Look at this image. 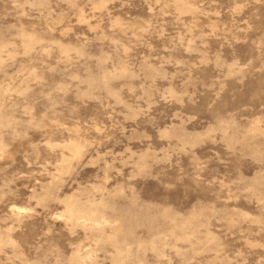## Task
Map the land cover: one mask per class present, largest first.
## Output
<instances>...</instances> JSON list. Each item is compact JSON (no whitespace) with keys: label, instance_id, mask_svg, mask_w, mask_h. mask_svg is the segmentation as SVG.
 <instances>
[{"label":"rangeland","instance_id":"obj_1","mask_svg":"<svg viewBox=\"0 0 264 264\" xmlns=\"http://www.w3.org/2000/svg\"><path fill=\"white\" fill-rule=\"evenodd\" d=\"M0 264H264V0H0Z\"/></svg>","mask_w":264,"mask_h":264}]
</instances>
